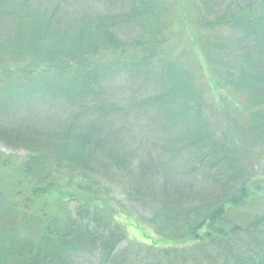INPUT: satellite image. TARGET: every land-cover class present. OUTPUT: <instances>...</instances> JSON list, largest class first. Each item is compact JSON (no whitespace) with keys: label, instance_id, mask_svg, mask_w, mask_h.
I'll use <instances>...</instances> for the list:
<instances>
[{"label":"trees","instance_id":"1","mask_svg":"<svg viewBox=\"0 0 264 264\" xmlns=\"http://www.w3.org/2000/svg\"><path fill=\"white\" fill-rule=\"evenodd\" d=\"M179 1L0 0V264H264V0Z\"/></svg>","mask_w":264,"mask_h":264},{"label":"rangeland","instance_id":"2","mask_svg":"<svg viewBox=\"0 0 264 264\" xmlns=\"http://www.w3.org/2000/svg\"><path fill=\"white\" fill-rule=\"evenodd\" d=\"M188 1L190 0H180L178 6L184 8L185 11L188 10ZM184 23H181V28L188 30H194L191 27L189 21H187L185 27L183 28ZM175 29H180V26H177ZM187 34V33H186ZM191 34V33H190ZM186 38V36H185ZM25 160V153L18 150H10L5 144L0 142V185H3L9 189V186L12 187H25L29 188V178L22 176L20 169ZM23 183V184H22ZM26 189V190H27ZM121 197V196H120ZM28 202H25L27 205ZM127 205V214L131 215V223L134 225H139L140 227L146 228L143 230L141 228L133 226L127 222L128 231V241H137L141 243H147L150 240V236H153L156 240L160 236L156 233L155 229L148 223L147 218L149 219V214L146 211L142 210L141 207L134 203H129ZM28 206V205H27ZM150 234V235H149Z\"/></svg>","mask_w":264,"mask_h":264}]
</instances>
